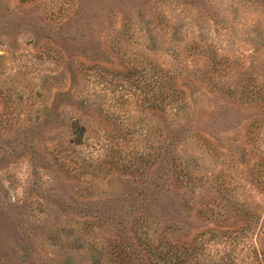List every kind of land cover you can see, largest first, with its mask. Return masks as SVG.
I'll return each instance as SVG.
<instances>
[{
    "label": "rangeland",
    "instance_id": "374dc122",
    "mask_svg": "<svg viewBox=\"0 0 264 264\" xmlns=\"http://www.w3.org/2000/svg\"><path fill=\"white\" fill-rule=\"evenodd\" d=\"M0 264H264V0H0Z\"/></svg>",
    "mask_w": 264,
    "mask_h": 264
}]
</instances>
